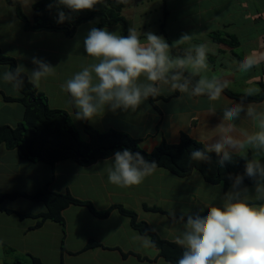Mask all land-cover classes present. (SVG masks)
Segmentation results:
<instances>
[{
	"label": "crops",
	"instance_id": "1",
	"mask_svg": "<svg viewBox=\"0 0 264 264\" xmlns=\"http://www.w3.org/2000/svg\"><path fill=\"white\" fill-rule=\"evenodd\" d=\"M133 1L136 2L135 7L138 8L137 0ZM142 1L144 2L141 6L142 9H149L150 14H155L153 15V17L149 16L148 18H152L154 22L158 21L159 23H161L164 13V7L161 2H159V0ZM151 2L152 5L150 6ZM263 2L264 0H181L182 4L179 5L177 1L168 0L166 8L168 10L170 18L172 19L170 23L186 19L192 22L188 27L182 28L181 30L178 29L173 32H181L184 31V29L191 32H196V39H193L192 43L205 42L208 43L210 48H212L215 54H209L208 59L211 68V71L208 73L209 76L215 74L222 79L228 80L230 83L255 84L256 86L261 87V84L264 83V62L260 63L258 67H254L249 72L243 73L240 70L238 62L241 61V59H243L245 55L241 54L239 56V54L234 51V49H237L238 47L230 49L222 46L221 48V46H219L211 39V36L214 32H220L225 36L234 35L239 40V46H241L242 44H250L252 50H256L257 52H264V37H262L261 39L259 38L260 34L264 35ZM3 3V0H0V6L3 5ZM223 10H225L226 12L220 13ZM12 18H14L13 15H11V18L3 17L1 26H3L5 29L2 35L3 39L1 41L7 45L12 44L15 47H19L20 50H29V52L26 51L28 52V54L24 57H15L9 52V49L4 50V53L8 56L14 57L18 62L17 65H23L27 70L25 72L27 76L29 75L31 70L36 67L32 63L33 57L43 59L49 62L53 67H55L56 69L54 75L42 79L40 85L38 86V90L40 93L45 94V96L48 98L51 108L63 110L69 113L74 117V123L79 125V120H77L73 115L74 109L68 103L69 96L62 90L61 85H63L67 79L71 78L74 73L79 71L82 65H87L94 62L92 58L88 57L87 53L84 51L83 40L92 27L99 28V21L93 20L82 24L77 29L75 35L69 38L61 32L27 31L22 25L16 28V26H13L14 22L11 21ZM157 18H159V20ZM137 21H139L137 15L135 18H131V27H136L141 33L150 32V28L147 27L146 20L144 21L143 19L140 22ZM215 23L216 26L211 28ZM13 28L15 30L14 41L8 43L11 40V36L14 35ZM106 29L119 35L123 34L121 26L119 25L106 27ZM171 34L172 33H169L168 36L170 37ZM158 35L161 36L162 34L160 33ZM141 38L143 39L144 37L142 36ZM213 45H217L221 49H215ZM246 50H244L245 53ZM31 51H33V53ZM226 52H229L231 54V56L227 60L219 58V55H224V53ZM2 76L3 74L0 75V77ZM175 93L176 92H173L170 89L164 88L159 95V99H156L154 103L152 100H150V98H148V100L142 103L135 111L117 110L116 112H112L108 109H105L104 113L101 116H98L92 121H89V123L91 124V126H93L94 129L100 132H106L110 129H114L129 133L134 138L141 140V146L147 152H152L161 144L163 140H166L171 144H178L180 142L182 132L189 134L191 138L202 142L206 146V142H203V140L206 138V132L213 129L220 122L223 114V108L226 106V102L228 100L240 102L238 100L231 99L225 93H222V100L216 102L209 101L207 97H191L187 95H185L183 99H178L181 96L179 92V95L177 97H174L169 101L161 99L170 97ZM14 96L18 97V94L14 93ZM15 104L16 103H4L2 101V96L0 95V124L7 121L12 126H15L18 122L23 120V108L18 104V106L22 108V111L18 110L19 107L15 109ZM257 104H264V101ZM213 106L216 108V113L214 115L208 114L209 109ZM3 117L4 120H2ZM236 123L241 127L247 128L249 131L253 130L251 121L244 119L243 113L241 114V119L237 120ZM1 149L2 147H0V165H2L3 167H0V179H7L8 177V182L15 183L16 181L12 178V176L14 175L19 176V178H22L24 175H26L27 178L30 177L33 180L38 177L37 181H39L40 178H43L44 182L47 183L46 186L50 184L48 187L49 189L62 193L70 192L74 197L78 199L93 203L95 207L100 211H105L113 206L121 205L125 207V198H133V195H131L130 193L134 189H139L137 185L122 188L112 185L108 182L107 169L111 166L113 157L105 160H100L95 164L87 167L80 165L78 162L69 160L60 162L55 166H47L43 163L27 162L28 164H26L24 168V166L20 162L12 160V158L16 154L15 151L8 152L6 150H3L1 152ZM248 154H252V152L249 151ZM2 160H4V162H2ZM3 163L5 165H3ZM194 176L195 174L189 177L186 181L192 180ZM196 179L198 180V178ZM171 181H180L181 183L184 182V180L179 179L166 170H156L151 176L147 178L144 184L140 185L146 187V190L141 194L142 198L140 202H142V204L144 203L143 205H148L146 203H149L151 205V203L149 202V196L151 197L155 194L160 195V192L162 191V188L159 187V183L163 184ZM26 182L28 181L26 180ZM153 182L158 185L157 187L159 188L152 187ZM194 183L198 184V182ZM207 185V188L210 192V189H213L214 192L220 193L222 196H224L225 193L222 186L218 185L216 187L213 186L214 188H210L211 185ZM182 186L186 194L185 197L188 198L190 196V185L188 182H186L182 184ZM248 189L249 195L254 196V188ZM160 198L166 201V209L163 208L165 205H162V207L158 205L153 206H157L176 215L182 214L186 217L190 214L193 215V213L189 211L188 202H186V199H184L182 196L177 195L174 198H164L160 195ZM220 199L221 200L216 204V206L222 205L223 198L220 197ZM172 203H175V205L173 210L170 211L168 206ZM78 208V206H70L63 211L65 222L66 212L74 209V214L77 215L80 211ZM44 210H46L45 205L43 206L42 211L37 213H22L16 210L14 211L19 212L23 215H36L44 212ZM116 212L117 211H113L108 219H110L111 216ZM136 212L138 213L140 219L145 218L141 213H139L138 211ZM153 214L154 215H150V222L148 221L153 226V228L158 231L157 226H159L161 228H166L168 230V233H176L175 220L168 218L165 215L162 216V214ZM90 215L92 216L91 221L94 220L95 222L99 221L106 224V221L108 220L94 217L91 213ZM13 216L15 215L0 212V241H3V243L0 244V264H5L6 261H14V259L17 258L15 257V253H21L16 248L14 240H19V242L24 243V248H28V242H35V246L40 243V240L42 239L38 238V233L50 231L52 235H60V227L53 221H46L39 228H36L38 222L35 218L29 216L21 218L18 215V218H15ZM79 216H81V214ZM166 219L172 222H170L169 224L165 223ZM86 221L87 219L85 220V222ZM85 222L82 223L84 224ZM88 225L89 228H87V231L90 232V225L93 227V224L89 222ZM125 226L131 227L130 222L125 223L122 226L117 224V228L110 226V230L114 234L113 238L122 234L125 231ZM92 233L88 234L87 238L83 241V244L81 245L82 247H80V249L70 248L68 247L69 243L67 239L69 231L68 223L66 222V227L63 229L62 233V235L64 234L62 238H65V241L63 240L61 248L63 255L60 254V260L62 264H74L73 260L71 259H69L68 261L65 260L66 254L69 258H73L83 254H87L89 251H93V253L95 252V255L92 259L93 261L90 260V263L87 264H95L99 261V251L101 249L104 251L108 250L109 252H114L115 254L112 253L109 262L116 264H126L127 262L131 261V259H137L140 263H157L159 259H162L159 257V253L153 261L149 257L142 255L141 252L133 249V247L125 249L118 244L106 245L107 241L105 242V239H100L99 235H92ZM32 238L37 239L39 242ZM90 240L98 241L103 245V247L82 252V250ZM172 240L174 241L175 239ZM10 248H12L13 253H9ZM5 249H8L9 251L7 250L8 252H6ZM23 252V255L26 256L28 254H32L28 249H24ZM128 252H133V254H140L142 257H146L147 260H140L135 255H131L128 258H125L124 253L127 254ZM7 254L11 255L8 259Z\"/></svg>",
	"mask_w": 264,
	"mask_h": 264
},
{
	"label": "clouds",
	"instance_id": "2",
	"mask_svg": "<svg viewBox=\"0 0 264 264\" xmlns=\"http://www.w3.org/2000/svg\"><path fill=\"white\" fill-rule=\"evenodd\" d=\"M3 2L14 9L19 19L15 7L6 0ZM100 3L103 0H54L49 8H57V23H63L71 17L60 11L61 7L79 12L93 10ZM165 10L167 8L164 13ZM19 21L24 23L21 19ZM194 38V35L184 33L170 45L166 38L153 32L141 33L134 26L128 29L127 36L106 28L92 27L83 40V46L94 62L82 65L61 85L69 96L68 103L74 109L73 115L77 120L92 121L101 116L105 109L112 112L135 111L149 97H158L164 88L179 92L181 96L178 99L187 95L206 96L211 102L222 100V93L230 82L215 74L208 75L211 71L209 54L215 53L208 43H192ZM186 43L188 46L183 54L173 55L174 46ZM262 62L264 52L253 50L238 64L240 70L247 73ZM32 63L36 67L29 73L28 82L34 86L38 87L42 79L55 73L56 68L43 59L33 57ZM0 66L4 82L11 84L15 90L24 86L23 74L27 70L23 65H17L14 70ZM195 77L198 79L193 83ZM263 84L261 91L256 87H247L243 95L252 97L262 93ZM238 101L226 102L220 122L206 132L203 140L206 142L205 149L192 151L190 156L193 161H209L208 153L214 152L223 167L236 154L246 161L244 175H229L231 189L224 194L221 206L209 203L206 205V215L200 214L204 211L202 208L195 215H187L186 222L183 215L179 217L178 222L183 224V230L178 231L174 242L183 249V253L177 264H264V164L261 163V158H264V104H257L264 99L260 102ZM215 113L213 106L208 114ZM242 113L244 119L251 121L252 131L236 123ZM249 151L252 152L251 158ZM157 167L155 161L149 162L139 152L118 150L107 169V179L112 185L127 188L141 184ZM245 176L254 182V196L249 195L247 186H243ZM137 239L145 248L156 247L155 241L148 235H140Z\"/></svg>",
	"mask_w": 264,
	"mask_h": 264
},
{
	"label": "trees",
	"instance_id": "3",
	"mask_svg": "<svg viewBox=\"0 0 264 264\" xmlns=\"http://www.w3.org/2000/svg\"><path fill=\"white\" fill-rule=\"evenodd\" d=\"M6 1L10 6L15 7L17 16L24 22L27 31L63 32L67 37H73L80 25L98 20L99 28L119 25L123 31L122 35L127 36L128 29L131 27L130 20L123 16V11L127 9L128 0H103V3L97 4L93 10L79 12H71L69 9L61 7L59 10L64 11L71 17L63 23H57V8H49L50 4H54V0H31L30 4L33 9L32 20H29L25 15L20 0ZM174 1H177L179 5L182 4L181 0ZM159 2H161L164 9L167 7L168 0H159ZM171 20L168 10H165L164 18L161 20V30L170 45L173 44V41L168 37L170 31L167 28ZM211 39L219 45L230 48L240 45L236 36L230 35L226 37L220 32H214ZM178 50L179 48L174 46L172 49L173 55L183 54L184 50ZM0 65L4 69L8 67L12 70L17 67L16 60L5 55L1 47ZM23 79L24 86L17 90L20 93L18 97L7 95L3 91L2 93L0 92L4 103H16L23 108V120L15 126H12L7 121L0 124V147L4 146L8 152L15 151L16 154L12 160L20 162L24 168L29 162H43L47 166H55V164L67 160L77 161L80 165L87 167L99 160L113 157L115 151L129 149L133 153L139 152L149 162L155 161L158 165L156 170H166L182 180H187L194 173H198L209 185L214 187L221 185L224 193L231 189L232 181L228 178L230 174L233 177L238 174L244 175L246 161L236 154H233L232 161L225 162L223 167L218 162L219 158L214 152L208 153L210 156L209 161H193L190 156L191 152L204 150L205 145L191 138L185 132L181 133V139L178 144H171L163 140L152 152H147L142 148L141 140L134 138L129 133L114 129L100 132L94 129L87 120H79L80 124H75L74 117L69 115V113L51 108L48 98L45 94L39 92L37 86L28 82V76L25 73L23 74ZM196 79L198 77L193 78V83H195ZM262 87V93L252 97H245L242 93L234 92L229 87L224 93L237 100L260 102L264 99V84ZM178 95V92H176L170 97L161 99L169 101ZM149 98L154 103L156 99H159V96ZM2 120H4V117ZM248 156L251 158L252 154H248ZM261 163L264 164V158H261ZM3 165L5 164L3 163ZM49 185L39 190L36 194L27 192L0 193V212L10 215L15 214L21 218L28 216L35 218L38 222L36 228H39L46 221H53L65 228L66 222L63 211L70 206L84 207L94 217L99 219H107L114 210H117L130 219L131 227L139 236L148 235L155 241V249L158 251L160 258L168 263L177 264L183 249L177 246L173 240L162 238L148 221L139 218L137 212L121 205L100 211L93 203L78 199L70 192L53 191L48 188ZM243 186L254 188V182L245 176ZM20 197L41 202L46 206V210L36 215H23L4 207L6 200L14 201ZM144 209L149 213L162 214L171 219H179L182 216V214H172L156 206L144 205ZM200 214L206 215L207 209ZM183 216L186 220L187 217ZM99 247H103V245L96 240H90L82 252ZM7 250L5 249L6 252L9 251ZM10 252L13 253L12 248H10ZM7 255L11 256L10 254ZM131 255H135L140 260H147L146 257H142L140 254H133V252L124 253L125 258ZM27 258L30 259L31 264H45L40 258L32 254H28ZM27 258L17 257L12 262L6 261L5 264H26L25 260Z\"/></svg>",
	"mask_w": 264,
	"mask_h": 264
},
{
	"label": "rangeland",
	"instance_id": "4",
	"mask_svg": "<svg viewBox=\"0 0 264 264\" xmlns=\"http://www.w3.org/2000/svg\"><path fill=\"white\" fill-rule=\"evenodd\" d=\"M30 2H32V1L31 0H21L22 6H23V11H24L25 15L27 16V18L29 20H32L33 9H32V5L30 4ZM135 3L136 2H134L133 0H128L127 9L125 10V14L128 17V19L130 20L131 18H135L137 15V17L139 19V21H137V22H140L143 19H144V21L146 20L147 27L150 28L149 31L153 32L157 35L160 34L162 32L161 27H160L161 23H159L158 21L154 22V20L152 18H148L149 16L153 17V15H155V14H150L149 9L148 10L142 9L141 6L144 3L142 0H137L138 8L135 7ZM263 4H264V2H263ZM151 5H152V2L150 3V6ZM225 12L226 11L223 10L220 13H225ZM11 15L14 16V18L11 19V21L14 22L13 26H16V28H17L21 25L22 26L25 25L24 23L19 21V19L16 18L14 9L9 7L6 4V2L3 3V5L0 6V47H2L3 51L6 49H9V52L12 55H14L15 57H17V56L24 57L25 55L28 54L29 50H25V49L20 50L19 47H15L12 44L7 45L1 41L3 39L2 35H3L4 29H5L3 26H1L2 22H3V17L11 18ZM219 15H221V14H219ZM157 19L159 20V18H157ZM191 23L192 22L189 21L188 19L181 20V21L178 20L174 23H169V26L167 29H169L170 33H172L171 36L169 37V39L172 40L173 42H175L184 33L194 35L195 36L194 39H196V35H197L196 32H191V31L186 30V29H184V31H181V32L180 31L173 32L175 30H178V29L181 30L182 28L188 27L189 25H191ZM195 24H198V23H195ZM215 26H216V23L214 25H212L211 28H213ZM13 30H14V28H13ZM14 36H15V30H14V35L11 36L10 42H8V41L7 42L8 43L13 42ZM161 36H163V35H161ZM262 37H264V35L260 34L259 38L261 39ZM187 45H188L187 43L183 44V45H179L178 51H183ZM213 46L215 47V49H221L217 45H213ZM244 50H246V53L244 52ZM26 51H28V52H26ZM33 51H31V52L33 53ZM234 51H236L240 56L241 54L247 55L250 52H252L253 50L251 49L250 44H244V45L242 44L237 49H234ZM230 56H231V54L229 52H226V53H224V55H219V58L227 60ZM49 57H50V55H49ZM247 87H256V88H259L261 91V87L256 86L255 84H246V83H243V84H241V83H236V84L230 83L229 84V88L231 90H233L234 92H237V93H242V94L244 93V89ZM0 89H2L3 92H5L7 95H9V94L14 95V93L18 94V91L13 89L11 84L4 82L2 77H0ZM19 95H20V93H19ZM19 106H18V104H15L14 108L17 109ZM18 110L22 111V108L19 107ZM3 150H5L4 146L2 147L1 152ZM0 167H3V166L0 165ZM194 174H195V176L193 177L192 180L186 181L184 179L183 183H181L180 181H171V182L163 183V184L159 183V187L162 188V191L160 192V195L162 197L174 198L177 195L182 196L184 199H186L185 201L188 202L189 211L191 213H193V215H195L197 212H199L200 209H202V208L205 211L207 209V207H206L207 204L211 203V204L216 205L221 200L220 197L223 198V196L220 193L214 192L213 189H210L211 192L208 190V188H207L208 183L205 182L203 178L201 180L200 174H198V173H194ZM12 178L16 181L15 183L8 182L9 181L8 177H7L8 180L5 178L0 179V193H11V192L14 193V192L23 191V192H27L29 194H36L38 192V190L45 187L47 184L44 182L43 178H40L39 181H37L38 177H36V179L33 180L30 177L27 178L26 175H24L22 178H19V176L14 175V176H12ZM147 178L141 184L137 185L139 187V189H134L130 193L131 195H133V198H128V197L125 198V208H129L131 210L138 211L147 219L146 220L145 218H143V220L150 222V220H149L151 218L150 215H154V214L153 213H147V211L143 207L144 203L142 204V202H140L141 198H142L141 194L143 191L146 190V187L140 186V185L144 184L145 181L147 180ZM196 178H198V180ZM26 180L28 182H26ZM186 182H188L190 185V189H189L190 196L188 195L190 198L185 197L186 194H185L183 186H182V184H184ZM194 182H198V184L194 183ZM134 186H136V185H134ZM157 186L158 185H156L153 182L152 187L159 188ZM210 188H214V187L211 186ZM218 190H220V189H218ZM160 195L155 194V195H152L151 197L149 196L150 199L149 198L148 199H149V202L151 203V205L149 203H146V204H148L149 206L158 205L161 207H162V205H165L163 208L166 209V201H164L162 198H160ZM174 205H175V203H172L168 206L170 211L173 210ZM43 206L44 205L41 202L32 201V200L26 199V198H18L14 201L6 200L4 203V207L11 208V209H14V210L22 212V213H25V212L37 213V212L42 211ZM78 209L80 211L77 215L74 214V209L67 211L65 214L66 222L68 223V231H69L68 239H67L68 243H69L68 247L73 248V249H80V247H82L81 245L83 244V241L87 238L88 234L93 232L92 235H99L100 239H105V242L107 241L106 245L118 244L121 247H124L125 249L133 247V249L137 250L138 252H141L142 255L149 257L153 261L157 257L158 251L155 248L143 247L141 244V241L139 239H137L139 234L135 230H133L130 226L129 227L125 226V231L122 234H120L119 236L113 238L114 234L111 232L110 226L117 228V224L122 226L125 223H129V220L126 218L124 221V217H122L123 215L119 211L114 213V215H112L111 218L108 219L106 221V224H105V223L99 222V221H96V222L94 220L91 221L92 216L90 215L89 210H87L86 208L79 207ZM181 211H183V210H181ZM80 214H81V216H79ZM156 216H158V215H156ZM13 217L18 218L17 215H15ZM86 219H87V221L85 222ZM173 220H175V224H176L175 225L176 233H174V234L168 233V230L166 228H161V227L157 226V229L159 231L158 233L160 234V236L162 238H164V239L167 238L169 240L175 239V236L178 234V231L183 230V228H182L183 224L178 222L179 219H173ZM82 222H85V223L83 224ZM89 222H91V224H93V227L90 225V232L87 231V228H89V225H88ZM170 222H172V221H170L168 219L165 220V223L169 224ZM58 226L60 227V229H59L60 235H58V236H55L54 234L52 235L50 233V231H44L42 233H38L37 234L38 238H40L42 240H40V243H38L37 246H35L36 245L35 242H28L29 243L28 248H24V243L19 242V240H14V244L16 245V248L22 253L21 254V253L16 252L15 257L27 258L26 255H23V253H24L23 251H24V249H28L29 251H31V253L33 255L42 259L45 264H62V262L60 260V258H61L60 254L63 255L61 248H62L63 240L65 241V238H62L64 236V234L62 235L64 227L60 224H58ZM32 239H35V238H32ZM35 240L38 241L37 239H35ZM65 246H67V245H65ZM99 252H100L99 253V261L96 262L95 264H116V263H110L109 262L111 255L114 252H109L108 250L104 251L102 249ZM94 253H93V251H89L87 254H83V255H80L77 257H73V258H69L66 254L65 260L68 261L69 259H71V260H73L74 264H87V263H90V260H92L94 258V255H95ZM8 258H9V255L7 256V259ZM25 261H26V264H31L29 258H27ZM126 264H171V263L166 262L164 259H159V261L157 263L156 262H141L140 263L137 259H131V261L127 262Z\"/></svg>",
	"mask_w": 264,
	"mask_h": 264
}]
</instances>
